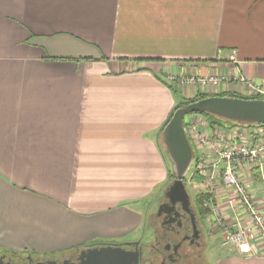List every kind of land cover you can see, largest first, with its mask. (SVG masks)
I'll list each match as a JSON object with an SVG mask.
<instances>
[{
    "label": "crops",
    "instance_id": "crops-1",
    "mask_svg": "<svg viewBox=\"0 0 264 264\" xmlns=\"http://www.w3.org/2000/svg\"><path fill=\"white\" fill-rule=\"evenodd\" d=\"M173 73L218 81L179 88ZM234 77L264 88V0H0V251L143 243L172 176L161 128L181 99L253 97ZM244 180L264 198V161Z\"/></svg>",
    "mask_w": 264,
    "mask_h": 264
},
{
    "label": "built area",
    "instance_id": "built-area-1",
    "mask_svg": "<svg viewBox=\"0 0 264 264\" xmlns=\"http://www.w3.org/2000/svg\"><path fill=\"white\" fill-rule=\"evenodd\" d=\"M230 61L235 63L234 53ZM166 80L179 88L198 84L201 90L218 81L215 76L175 73ZM233 80L250 94L264 96V88L250 80ZM184 127L194 151L192 173L186 181L193 182L203 198L206 219L220 233L221 245L244 257L264 256V198L256 200L244 180L246 174H259L264 161V124L214 127L206 120L188 119Z\"/></svg>",
    "mask_w": 264,
    "mask_h": 264
},
{
    "label": "water",
    "instance_id": "water-1",
    "mask_svg": "<svg viewBox=\"0 0 264 264\" xmlns=\"http://www.w3.org/2000/svg\"><path fill=\"white\" fill-rule=\"evenodd\" d=\"M209 114L239 125L264 124V101L252 97L210 96L176 109L162 129V140L171 163L173 180L165 189L172 202H188L185 181L193 166V151L186 135L183 118L191 114ZM140 242L87 247L70 259H45L28 264H138ZM130 248V249H128Z\"/></svg>",
    "mask_w": 264,
    "mask_h": 264
},
{
    "label": "flooded vegetation",
    "instance_id": "flooded-vegetation-1",
    "mask_svg": "<svg viewBox=\"0 0 264 264\" xmlns=\"http://www.w3.org/2000/svg\"><path fill=\"white\" fill-rule=\"evenodd\" d=\"M172 180L171 177L169 182ZM184 181L187 191V181ZM166 187L161 189L155 209L149 213L151 222L147 220L146 242L138 247V264H186L190 256L201 263L202 253L207 251L205 235L211 229L206 215L188 191V202H172L165 196ZM77 254L71 253L63 259L74 261ZM6 264L14 263L9 259Z\"/></svg>",
    "mask_w": 264,
    "mask_h": 264
},
{
    "label": "rangeland",
    "instance_id": "rangeland-1",
    "mask_svg": "<svg viewBox=\"0 0 264 264\" xmlns=\"http://www.w3.org/2000/svg\"><path fill=\"white\" fill-rule=\"evenodd\" d=\"M172 95L176 99L175 102H177L179 100V94L177 92L176 93L174 92V93H172ZM199 119L201 120V122H203L205 118L204 119L199 118ZM199 119H197V120H199ZM222 125H223V127L231 126L230 123H226V122H223ZM160 138H161V135H160ZM189 173H192V168L190 169ZM171 174H172V172H171ZM186 178H188V177H186ZM192 183L193 182L187 180L186 188H187V191H188L190 197L192 199L193 198L196 199V197L199 196L198 195V190L195 189V187L192 185ZM169 184H170V182L168 180L165 183L164 186H161V187L157 188L154 191L153 195L148 199V203L146 205L147 212L145 213V216H144V224H145L144 227L146 228L145 229L146 235H147V232L149 231V228L147 227V226H149V225H147V220H148V223L151 222V220H149V213L152 212V211H154V209H155V203H156V200H157L158 195L160 194L161 189L163 187L168 186ZM209 231L207 230L206 235H205V237H206V244H207V246H206V250L207 251L202 253V259L203 260L201 259L202 260L201 263L204 262V263H207V264L208 263L214 264L215 261L218 258L223 257V255H224L225 252L231 251L232 249L231 248H228V247H223L221 245V243H220L221 241H220L219 234L213 235L214 236L213 237V236H210ZM146 235H139L138 239H142L143 240V243H144L147 240ZM2 252L3 251H0V264H6L7 260H9L10 258H9V255H6V254L4 255ZM19 253L21 255V253L24 254L25 252H19ZM25 255H26V253H25ZM28 257H30V256H26V258H28ZM34 260H32V263L35 262ZM201 263L194 256H190L187 259V262H186V264H201Z\"/></svg>",
    "mask_w": 264,
    "mask_h": 264
},
{
    "label": "trees",
    "instance_id": "trees-1",
    "mask_svg": "<svg viewBox=\"0 0 264 264\" xmlns=\"http://www.w3.org/2000/svg\"><path fill=\"white\" fill-rule=\"evenodd\" d=\"M171 86H169V88H170ZM171 89H172V87H171ZM206 97H210V95H204V94H198V95H196L195 97H193V98H191V99H181L178 103H177V105H175L174 106V108L172 109V112H171V114L176 110V109H178L179 107H183V106H185V105H188V104H190V103H192V102H195V101H197V100H200V99H202V98H206ZM249 98V97H248ZM252 98H255V99H260V100H263L264 101V96H253ZM200 116H202L203 118H205V120L206 121H208V123L210 124V125H216V126H222L223 127V125H222V123L223 122H225V121H223L222 119H219V118H217V117H214V116H212V115H209V114H205V113H203V114H199ZM171 116V115H170ZM226 123H230V125L231 126H235V125H239V124H236V123H232V122H226ZM165 125V124H164ZM161 130H162V128H161ZM160 130V131H161ZM170 176V178H171V175H169ZM255 179H258L259 178V174L258 173H256L255 174ZM202 197L201 196H197L196 197V201H197V203L199 204V206L202 208ZM203 209V208H202ZM207 212H208V210L207 209H203V213L206 215L207 214ZM4 255L6 254V255H9V258L11 259V261H13V263L14 264H25V263H28V259L26 258V256H30V258L32 259V260H34L35 262H38V261H42V260H45V259H54V260H58V255H53L54 257H52V256H40V255H37V254H35V253H32V252H26V255H25V253L23 254V253H21V255H20V253L19 252H13V251H3L2 252ZM1 253V254H2ZM23 254V255H22ZM25 262V263H24Z\"/></svg>",
    "mask_w": 264,
    "mask_h": 264
}]
</instances>
